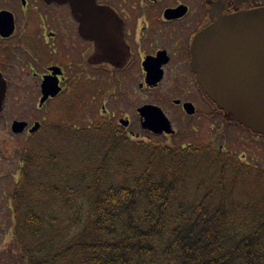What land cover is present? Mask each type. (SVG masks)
<instances>
[{"label": "trees", "instance_id": "obj_1", "mask_svg": "<svg viewBox=\"0 0 264 264\" xmlns=\"http://www.w3.org/2000/svg\"><path fill=\"white\" fill-rule=\"evenodd\" d=\"M92 108L16 151L5 264H264V167L133 141ZM189 183L191 209L176 203Z\"/></svg>", "mask_w": 264, "mask_h": 264}, {"label": "flooded vegetation", "instance_id": "obj_2", "mask_svg": "<svg viewBox=\"0 0 264 264\" xmlns=\"http://www.w3.org/2000/svg\"><path fill=\"white\" fill-rule=\"evenodd\" d=\"M257 9L264 0H0V121L25 123L11 132L23 144L47 124L81 127L92 105L95 120L129 139H154L138 141L145 145L170 138L186 148L182 142L209 137L201 149L234 157L229 147L242 133L225 148L224 127L250 132L226 121L201 91L191 50L222 19ZM144 107L165 120L149 128Z\"/></svg>", "mask_w": 264, "mask_h": 264}, {"label": "water", "instance_id": "obj_3", "mask_svg": "<svg viewBox=\"0 0 264 264\" xmlns=\"http://www.w3.org/2000/svg\"><path fill=\"white\" fill-rule=\"evenodd\" d=\"M191 54L192 71L209 100L228 121L264 137V9L222 19L198 35ZM4 97L0 75V112ZM139 112L149 128L165 120L154 107ZM25 127L14 122L11 131L18 134Z\"/></svg>", "mask_w": 264, "mask_h": 264}, {"label": "rangeland", "instance_id": "obj_4", "mask_svg": "<svg viewBox=\"0 0 264 264\" xmlns=\"http://www.w3.org/2000/svg\"><path fill=\"white\" fill-rule=\"evenodd\" d=\"M107 99L108 98L105 97L102 100L107 101ZM124 104L125 103H123V105ZM124 108V111L128 113V109H126V107ZM176 126L179 127L177 124ZM217 127L218 122L214 124L215 130L217 129ZM236 128L237 127H233V130L231 131L229 127H224L223 133L219 135L220 142L223 143L224 137H226L228 140L223 143L226 148L228 142L232 140L231 136L237 139L238 133H242L240 134V137H242L243 142L241 144H237L235 147H229L232 152H236L234 157H239L241 162H246L248 165H251L255 168L264 167V138L252 136V134L248 132L238 131V128ZM253 137H255L256 139H253ZM131 140L143 141L145 143H148L150 141H153L154 139H147L139 136V138L134 137L133 139L131 138ZM208 140L209 137L201 140H195L193 142L183 140L184 142L182 143H185L184 146L188 148L190 146L199 148ZM174 142L175 141L168 138L164 143L167 145L173 144L176 146H183V144ZM187 143L189 144L188 146ZM22 145L23 144L21 142L20 144H18L17 140L14 139L13 135L11 134L10 123H8L5 119H2L0 121V264H5L4 262H8L6 261V256L12 251L11 249L13 248L11 243V235H7L5 233L7 227L9 226V223L6 218V204L8 201L7 192L8 186L11 184V182H13V178L16 174L17 162L15 159V153L18 149H21ZM195 187L196 186L193 183H189L179 187L176 194V203H181L182 206L187 207V209H191L195 204H197L200 200V193L195 192ZM201 194L203 193L201 192Z\"/></svg>", "mask_w": 264, "mask_h": 264}]
</instances>
